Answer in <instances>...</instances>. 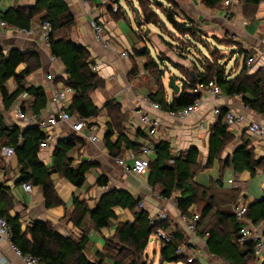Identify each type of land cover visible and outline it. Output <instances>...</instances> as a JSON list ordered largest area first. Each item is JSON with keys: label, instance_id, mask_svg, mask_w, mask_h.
<instances>
[{"label": "trees", "instance_id": "trees-1", "mask_svg": "<svg viewBox=\"0 0 264 264\" xmlns=\"http://www.w3.org/2000/svg\"><path fill=\"white\" fill-rule=\"evenodd\" d=\"M253 6L259 5L261 0H243ZM224 0H201L207 8H214L222 5ZM139 9H142V0H138ZM110 11V10H109ZM43 13L39 23L50 25L49 44L50 54L59 60L65 69L67 79L65 85L75 93L74 101L68 111L69 116H75L79 120H87L97 115L98 109L89 101V93L103 88V81L92 72L87 51L75 45L68 36V31L74 26V18L69 12L67 5L62 0H39L33 8H11L0 12V22L8 27L30 31L34 17ZM141 13V10H140ZM114 14V15H119ZM176 14H167L166 20L180 34L194 37L200 33V26L192 20L184 18V25L175 21ZM140 19L144 26L153 24L152 18L142 10ZM140 35L142 42L146 35ZM242 71L246 67L249 53L241 51ZM181 56V54H178ZM141 57H146L143 70L151 76V72H156L155 59L149 55L148 49L144 50ZM33 59V62L30 60ZM192 62L193 70L186 75L178 73L175 80L180 85L178 96H171L167 99L163 74L156 75L154 82L155 90L147 94L149 102L157 104L165 113H174L191 106L200 95L192 94V90L199 83L214 82L220 89L221 95L225 97H240L242 105L259 115L264 116V76L256 74L249 78L250 83L244 79L247 77L238 75L234 79H229L224 67L218 64L217 60L204 63L194 58ZM25 64L26 68L19 74L15 73L16 68ZM193 66H196V70ZM40 67L38 58L31 54H22L16 49L10 50L7 54L0 48V105L3 111H8L21 95L32 98V102L26 109L21 104V111L25 114L39 115L45 108L46 96L42 88H26V78ZM201 67V71L198 70ZM244 73V72H242ZM13 80L15 90L8 93L6 83ZM154 81V80H153ZM105 109L110 116L107 134L104 138L105 147L109 150L110 156L117 157L121 148L137 150L140 146L131 142L121 130L126 118L121 114V107L114 101L106 104ZM228 111L221 109L216 123L211 127L208 143V156L206 167L212 166L215 160L220 161L221 171L230 168L234 173L247 172L250 178H255L258 172L264 173V158L255 159L249 143L242 138L230 158L220 160L222 150L232 142V135L228 133L227 126L223 124L224 113ZM91 127V126H89ZM113 130L117 131L118 139L116 143L109 142L113 135ZM141 135V131H137ZM45 136L36 126H27L23 130L19 127L8 129L4 124L2 113L0 112V155L2 148L8 147L13 150L19 167L18 185L29 184L30 187H39L43 192L45 209H52L62 205L51 175L56 174L73 187L79 189L84 185L85 174L97 165L81 163L77 167L72 166L73 160L70 158L71 151L75 148L74 137H69L58 141L53 152V166L45 167L39 160V145ZM154 157L148 159L149 167L147 185L152 189H158V196L163 200H171L175 197L176 209L180 215L190 216V208H195L198 212V223L210 217L207 221L204 233L197 232V236L205 239V249L207 255L223 261L225 264H248L252 261L257 264L256 258L252 254L253 244L238 243V231L241 224L237 223L232 211V206L237 201L238 189H231L228 194L226 204L220 205L221 199L214 192L215 188H222L221 179L216 181V186L204 187L193 181L194 176L200 167L197 164L199 152L195 148H190L187 152L174 156L171 146L167 142L160 141L153 145ZM1 167V163H0ZM146 173L144 175H146ZM143 176V175H142ZM96 186L108 187V180L102 176L96 181ZM10 189L0 182V217L4 219L10 228V242L20 252L22 256H30L44 264H124L125 257L120 259L111 256L112 249L109 250L110 242L116 241L122 252L127 251L131 261L128 264H140L141 254L146 250L149 238L154 235L157 229L166 233L169 227L167 222L159 215V220L151 224L149 214L142 209L141 200L133 198L126 191H116L107 188L101 196L94 209H89L87 204L73 198L74 214L70 217L73 226L80 232L78 238L62 236L55 232L48 222L33 221L26 229L22 230L19 216H11L12 201ZM119 208L133 213V222L120 223L114 236L106 241L103 252H97L94 260H89L85 251L89 243V233L91 229L85 226L88 220L94 230L108 228L111 221L116 219L113 209ZM246 219L253 225H264V199L255 201L248 205ZM167 234V233H166ZM264 234V229H263ZM170 235V242L163 243L159 250V264H187L186 255H178V249L184 243L182 234L174 232ZM192 264V263H191ZM264 264V262H263Z\"/></svg>", "mask_w": 264, "mask_h": 264}, {"label": "crops", "instance_id": "crops-1", "mask_svg": "<svg viewBox=\"0 0 264 264\" xmlns=\"http://www.w3.org/2000/svg\"><path fill=\"white\" fill-rule=\"evenodd\" d=\"M38 1L39 0H0V12H4L11 8L30 9L35 7ZM62 1L67 5L69 12L74 18V26L68 31V36L75 45L81 46L87 51L89 60L92 63L90 67L96 68L94 72L98 78L103 81L104 86L101 89L90 92L88 95L89 101L98 109V112L95 117L85 120L87 122V129L82 135L76 136L66 125H59L52 130V143L46 149H39L38 157L45 167L50 168L54 163L52 155L57 142L72 136L76 141L75 148L70 153V158L73 160L72 166L75 168L81 163H87L90 165H97V167L90 169V171L85 174L84 185L79 189L73 187L65 180L60 179L58 175L52 174L51 181L54 184L55 191L62 205L52 209H45L41 188L32 187L31 192L26 193L22 185L17 184L19 181V167L15 156L4 158L0 155V182L10 189L9 200L12 201L10 215L19 216L23 231L30 223L39 220L50 223L55 232L62 236L78 238L80 232L73 226L72 221H70V217L74 214L73 198H77L80 202L87 204L89 209L92 210L98 204L107 188L116 191H126L133 198L140 199L142 209L146 210L151 217L152 215L159 214L161 211H168L171 214L174 210H172V206L168 203L172 199L168 201L161 199L157 194V189L152 190L147 185L148 173L140 177L126 175L122 169L116 165L115 159L124 158L128 166L131 164V159L136 156H141L149 160L153 159V145L160 141L169 143L172 155L174 156H179L187 152L190 148H195L199 152L197 164L200 169L194 176L193 181L198 185L204 186L199 183L197 175H201L204 170L209 168L206 167L209 134L211 127L218 119V117L213 114V109L215 107L232 111L246 119L242 127H227L228 133L232 135V142L227 144L222 150L220 160L230 158L235 148L241 143L242 138L249 143L255 159L264 158V144L252 138L246 131V126L250 121L264 124V116L246 109L242 105L240 97L222 96L220 99L213 100L208 95H205L202 99V106L198 112L184 121L173 119L165 113H159L150 108L148 104L149 101L146 98L149 93H146L145 87L142 86L144 84L143 82H145L143 79H147L150 75L143 70L146 57H141V55L144 53L145 49H148V46H152L153 52L155 53L160 45H156L155 48L153 43L147 41L146 38H144L142 42L140 34L143 32V28L136 26L134 29H128L121 23V21L126 20V14L124 11L121 12L118 0L115 1L119 7V15H114L109 11V4L113 0ZM130 1L131 0H124V2ZM260 6L264 8V0H261L257 6L248 4L243 0H238L237 3L233 4L230 13H228V10H225L222 5H217L214 8H207L201 3V0H185V3L182 4V7L186 8V13H184L187 16L188 14L192 16V18L188 16V19L198 25L200 23L199 26L201 31L206 32L209 37L218 35L221 32L236 36L241 51L248 52L249 59H253V62L246 66L247 70L242 73L241 65L243 60L241 51L233 55L228 63L230 67L227 66V68H225L226 75L229 76V79H234L240 74H243L247 79L252 78L257 73L264 76V46L261 44V40H264V18L258 17L263 14L259 9ZM137 9L141 15L139 7ZM42 16H44L43 13L33 18L30 31L28 32L0 26V48L3 50L4 54H7L12 49H16L22 54H33L38 58L40 67L26 78V88H42L46 96V105L40 114L44 116H54L56 115L57 107L50 103L52 92L53 89L60 90L67 87L65 85L67 75L63 64L59 60L54 63L50 62V50L45 47L41 38L42 25H40L39 19ZM92 23H98L101 26L103 37L105 39H110L113 44L112 50L105 49L101 42L95 40ZM260 37H262V39H260ZM206 39L210 40L211 38ZM120 52H127L128 58H121L119 56ZM161 53H163L162 50ZM167 53L170 54V52ZM30 62H33V59H31ZM25 68L26 65L21 64L16 68L15 73L19 74ZM198 70L201 71V67H198ZM192 74L193 73L190 71V75ZM176 75H178L177 72ZM163 84L166 97L169 99L173 95L167 90L164 82ZM6 88L8 93L15 90L16 87L12 79L6 83ZM149 89L152 90H150L151 92L155 90L154 83L150 85ZM74 98L75 93L66 96V100L61 107H63L65 111H68ZM110 101H114L120 105L121 114L126 118V121L121 126L122 133L131 142L140 146L137 150L121 148L116 158L110 156V152L105 147L104 143V138L108 131L107 126L110 124V116L105 106ZM31 102V97L21 95L6 112L3 111L0 105V112L2 113L4 124L8 129L16 126L23 130L27 126H30L29 124L19 121L15 116L14 110L16 108H21V104H24V107L27 109ZM137 109H142L149 115L159 119L161 126L155 137L150 136L146 130L141 127L138 117L134 114ZM201 123L204 124V130L199 131L197 126ZM89 126L96 127V136L99 139V143L92 144L86 139V135L90 133ZM138 130L141 131V135H137ZM117 139V131L113 130V135L110 137L109 142L114 144ZM143 148L149 150L147 156L141 155V150ZM212 166L216 167L220 175H222L223 171H221L222 166L220 161L215 160ZM226 169L231 170L230 168ZM238 175H240V181L243 183L254 179H251L247 172ZM259 175H263L264 177L263 172H258L256 176ZM102 176L108 180L107 188L96 186L97 179ZM127 176H129V178ZM231 185H233V182ZM213 186H216V184L207 187ZM260 186L262 187L261 195H247L244 193L245 190L241 186L236 188H215L214 192L216 196L221 199L219 204L222 205L227 203L230 190L238 189L237 199H243L244 203L251 205L255 201L264 199V178ZM113 211L116 219L111 221L109 227L105 229H100L98 231L94 230L90 222L85 220V226L91 229L89 233V243L85 251V255L89 260H94V256L97 252H103L106 241L114 236L116 228L120 223H131L134 220L133 213L128 210L114 208ZM189 211L193 214L196 210L193 207L190 208ZM160 216L163 218L162 214H160ZM209 219L210 217L199 223L197 232L204 233ZM165 231L167 234H173L174 232L182 234L185 240L184 231L179 220L169 223V227ZM202 240L205 242L204 237H202ZM156 242L158 243V241L155 240V243ZM191 244L196 245L194 242H191ZM160 246L161 244L159 242V247ZM92 249H95V253L91 251ZM194 251L195 250L191 252ZM203 257L206 258L205 255ZM0 260L6 261L7 264H24L22 259L15 255L9 243L5 240H0ZM263 262L264 258L260 260L258 264H263Z\"/></svg>", "mask_w": 264, "mask_h": 264}, {"label": "built area", "instance_id": "built-area-1", "mask_svg": "<svg viewBox=\"0 0 264 264\" xmlns=\"http://www.w3.org/2000/svg\"><path fill=\"white\" fill-rule=\"evenodd\" d=\"M237 2L238 0H224L222 7L225 8V10H228V13H230L233 4ZM109 8L112 14H118L119 7L115 0L110 2ZM0 26L4 28H8V26L3 22H0ZM92 29L95 40L101 42L105 49L112 50L113 44L110 39H105L103 37L101 26L98 23H92ZM49 32H50V25L48 23L43 24L41 26V38L42 41L44 42L45 47L48 50L50 48L49 38H48ZM261 44L262 46H264V40H261ZM119 56L124 59L128 58L127 52H120ZM56 61L57 59L51 55L50 62L54 63ZM252 62L253 59L250 58L246 61V65L247 66L250 65ZM90 69L92 72L96 70L95 67H90ZM73 93L74 91L69 87H65L60 90L53 89L50 103L57 107L56 115L54 116H44L42 114L39 115L25 114L21 111L20 108H16L14 110L15 116L19 121L29 124L31 126H36L44 134L45 138L43 142H41L39 145L40 149H46L50 146V144L53 141L52 130L59 125H66L68 129L76 136L82 135V133L87 129L86 121L79 120L76 119L75 117L69 116L65 112L64 108L61 107V105L66 100V96L71 95ZM192 94L200 95V98L197 99L191 106L174 113H165L162 111L159 105L154 104L152 102H148V104L150 108L156 112L165 113L173 119L184 121L187 118L194 115L196 112H198V110L202 106L203 103L202 99L205 95H208L213 100L222 98L221 91L214 82L197 84L195 88L192 90ZM220 111H221L220 107H215L213 109V114L218 117L220 115ZM134 114L138 117L141 127L144 130H146V132L150 136L155 137L158 134V131L161 126L158 118L149 115L148 113L144 112L142 109L135 110ZM245 121L246 119L243 116L238 115L237 113H234L232 111H226L222 119V122L227 127H231V126L242 127L245 124ZM89 129H90V133L86 135V139L92 144L99 143V139L96 136V131H97L96 127L91 126L89 127ZM197 129L199 131L204 130V124L203 123L199 124L197 126ZM246 131L252 138L259 140L264 144V124H259L257 122L250 121L246 126ZM148 154H149L148 149L143 148L141 150V155L147 156ZM1 156L4 158H11L13 156V150L8 147L2 148ZM115 163L117 166H119L122 169L124 174L133 177H140L144 175L149 167L148 159L143 158L141 156H136L132 158L131 164L129 166L125 163L124 158L115 159ZM228 184H231V181H228ZM22 188L26 193H30L32 190L29 184H23ZM232 211L235 216L236 222L242 225L238 231V243L240 245H244L249 242L252 243L253 244L252 254L254 258H256L257 261L262 260L264 258V234H263L264 225H260V224L253 225L246 219L248 205L239 199H237L235 204H233ZM149 220L150 223L153 225L157 223L160 220V218L159 216H157L156 218H152L151 216H149ZM198 220L199 218L197 214H192L190 216L179 214V221L182 225L184 234H187L188 236H194V235L197 236L196 226ZM153 236L156 239V241L160 242L161 245L163 243L170 242L172 238L170 235H167L160 229H157ZM0 240L7 241L10 245V248L15 253V255L21 258L24 264H44L35 258H32L30 256H22L20 254L19 250L14 245L11 244L10 228L7 225L6 221L1 217H0ZM177 254L184 255V243L179 247ZM193 260L194 257L187 258L186 263L191 264ZM0 264H7V262L4 260H0Z\"/></svg>", "mask_w": 264, "mask_h": 264}, {"label": "rangeland", "instance_id": "rangeland-1", "mask_svg": "<svg viewBox=\"0 0 264 264\" xmlns=\"http://www.w3.org/2000/svg\"><path fill=\"white\" fill-rule=\"evenodd\" d=\"M184 3L185 0H142L143 6L142 9H139L141 10V14L143 10L153 20V24L143 27L142 31L145 33V29L148 27L149 34L146 36V40L152 42L155 48L156 45H160L155 53L153 52L152 46H148L149 55L155 59L154 61L156 62L157 69L156 72H151L150 77H148L147 79H143L145 80V82H143L144 84L142 86L145 87L146 93H150L152 91L151 89H149V87L156 81V75L159 72L163 74L162 79L166 84L167 77L170 75L175 76V71L180 74L186 75V73H188L190 70H193L191 61L196 57L199 61H204V63L213 62L214 60L220 61L218 62V64H220V66L224 67L225 69L227 68V66L230 67L228 63L230 62L232 56L236 53H240L241 51L236 36L230 33L221 32L218 35L209 37L206 32L200 31L197 36L195 35L192 38L178 33L166 20L165 16L169 13L176 14L177 16L175 18V21L178 24L184 25L183 17L187 19L189 17L192 18L191 14H188L189 17L185 14L186 8L182 7V4ZM118 5L121 8V12L124 11L126 14V20L121 21V23L124 24L128 29H134L136 25L134 23V14L132 12V7H139L138 0H131L130 2L118 0ZM259 9L263 12V14L259 15L258 17L264 18V8L260 6ZM206 38L211 39L207 40ZM260 39H262V37H260ZM161 50L163 53H161ZM167 52H170V54ZM178 54H181V56H178ZM193 67L195 70L197 69L196 66ZM246 70L247 67H244L243 72H245ZM152 80H154V82ZM244 80L246 83H250L248 79ZM239 176L240 175L234 174L231 170L227 169H225L222 175H220L218 169L212 166L204 170L201 175H197V179L199 183L203 184L206 187L212 184H216V181L221 179L223 188H236L238 186H241L244 188V193H246L247 195L262 194V187L260 186V184L264 178L263 175L256 176L254 179L249 180L245 183L240 181ZM127 177L129 178V176ZM228 180H231V183L233 182V185L227 184ZM241 201L243 202V199H241ZM168 204H170L172 206V210H174L171 212V214L168 211H161L159 214L152 215V218H156L158 215L162 214L163 218L161 219L165 220L169 226V223L179 220V212L176 209L175 197H173V199ZM193 214L198 215L199 213L195 211L193 212ZM184 236V254L186 255V258L194 257L192 264H225L223 261L207 255L205 244L201 236H188L187 234H184ZM155 240L156 239L153 235L149 238L147 248L140 256V264H159L158 254L160 247L159 242L155 243ZM191 242L196 243V245H192ZM121 248L122 247H120L119 244L113 240L110 242L108 252L110 249H112L110 250L112 251V253L110 254L111 256L118 259L125 257L124 264H128L132 259L131 257H128L127 251H124L120 255H117L118 252H121ZM193 250L195 251L191 252ZM91 251L95 253V249H92ZM204 255L207 259L203 257ZM258 263L259 261H257V264ZM248 264L255 263H252L251 261Z\"/></svg>", "mask_w": 264, "mask_h": 264}, {"label": "water", "instance_id": "water-1", "mask_svg": "<svg viewBox=\"0 0 264 264\" xmlns=\"http://www.w3.org/2000/svg\"><path fill=\"white\" fill-rule=\"evenodd\" d=\"M132 12L134 13V23L137 27L143 28L145 27L143 22L140 19V14L137 8L132 7ZM149 34V29L146 28L144 35ZM166 88L171 92V94L176 97L178 96L180 92V86L176 82L175 77L173 75H170L167 77V83H166Z\"/></svg>", "mask_w": 264, "mask_h": 264}]
</instances>
